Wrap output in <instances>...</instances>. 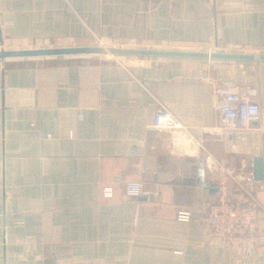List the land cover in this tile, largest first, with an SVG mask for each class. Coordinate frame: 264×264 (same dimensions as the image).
I'll use <instances>...</instances> for the list:
<instances>
[{
    "label": "crops",
    "instance_id": "0c3cea01",
    "mask_svg": "<svg viewBox=\"0 0 264 264\" xmlns=\"http://www.w3.org/2000/svg\"><path fill=\"white\" fill-rule=\"evenodd\" d=\"M96 36L264 53V0H0V47ZM101 56L0 60V264H264V215L226 237L204 220L217 176L206 154L250 174L264 159V62ZM219 85L253 94L260 119L225 131ZM158 102L205 151L150 128ZM127 179L158 197L126 196ZM246 186L264 206V183Z\"/></svg>",
    "mask_w": 264,
    "mask_h": 264
},
{
    "label": "built area",
    "instance_id": "2783aa9c",
    "mask_svg": "<svg viewBox=\"0 0 264 264\" xmlns=\"http://www.w3.org/2000/svg\"><path fill=\"white\" fill-rule=\"evenodd\" d=\"M101 43H98L100 45ZM216 51L210 48L208 52ZM217 97L216 109L222 117V128L228 133L240 128L245 123L259 120L261 108L253 94L240 95L229 87L219 85L215 88ZM81 118V113L78 114ZM157 131H170L172 145L205 149L199 139L190 135L188 129L179 123L175 116L162 104L157 103L153 114L151 127ZM137 143H144V139H137ZM207 164L217 173L210 182L217 187L216 196L209 202L204 220L212 232L218 236L226 237L250 227L253 221L264 215V206L248 189L247 183L252 180L250 172L242 168L227 166L206 154ZM229 181L235 186L230 187ZM243 194V199L238 197ZM124 193L128 197H144L146 199L158 197L159 189H148L140 179H127L124 182ZM104 196H110L108 190L103 191ZM179 221H189L188 211H177Z\"/></svg>",
    "mask_w": 264,
    "mask_h": 264
},
{
    "label": "water",
    "instance_id": "95a60500",
    "mask_svg": "<svg viewBox=\"0 0 264 264\" xmlns=\"http://www.w3.org/2000/svg\"><path fill=\"white\" fill-rule=\"evenodd\" d=\"M112 56H149V57H169V58H195L213 60H239L264 62V53H244V52H222V51H193L174 49H154V48H122L103 46H69L52 48H31V49H0V60L13 57H41L57 55H105ZM252 180L264 183V159L260 156L253 157ZM209 188V187H208ZM217 191V187L209 188Z\"/></svg>",
    "mask_w": 264,
    "mask_h": 264
},
{
    "label": "rangeland",
    "instance_id": "374dc122",
    "mask_svg": "<svg viewBox=\"0 0 264 264\" xmlns=\"http://www.w3.org/2000/svg\"><path fill=\"white\" fill-rule=\"evenodd\" d=\"M92 41H93V43L89 46H93V45L96 46V45H98V43H101L98 46H103L106 48H109V47L144 48V47H138L135 43H133L131 41H105V40L100 39L97 36L94 37V40H92ZM0 49L11 50L10 47L6 46V45H4L3 47H0ZM101 57L106 58V59H115V60H121V61H126L127 59H129V57H127V56L116 57V56L110 55V56H101Z\"/></svg>",
    "mask_w": 264,
    "mask_h": 264
},
{
    "label": "bare ground",
    "instance_id": "6f19581e",
    "mask_svg": "<svg viewBox=\"0 0 264 264\" xmlns=\"http://www.w3.org/2000/svg\"><path fill=\"white\" fill-rule=\"evenodd\" d=\"M110 55H112V54H110V53H107V54H105V55H102V56H110ZM116 57H119V56H116Z\"/></svg>",
    "mask_w": 264,
    "mask_h": 264
}]
</instances>
